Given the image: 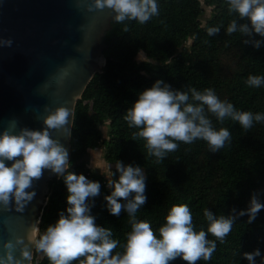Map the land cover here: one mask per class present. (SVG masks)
Instances as JSON below:
<instances>
[{
  "label": "trees",
  "instance_id": "trees-1",
  "mask_svg": "<svg viewBox=\"0 0 264 264\" xmlns=\"http://www.w3.org/2000/svg\"><path fill=\"white\" fill-rule=\"evenodd\" d=\"M159 13L145 24L125 21L111 24L105 34L103 51L105 66L95 74L77 101L71 131V167L69 171L83 174L101 184L100 195L94 198L91 214L96 224L110 227L113 239L126 243L131 231L129 217L122 212L111 215L104 197L110 195L108 180L93 175L87 168L89 151L104 149L105 162L115 165L140 166L146 176V203L136 213L158 236V229L173 205L187 204L193 215L194 230L207 231L204 211L230 215L232 209L245 210L255 195L264 204V123L254 122L245 131L238 122L226 119L223 123L210 116L216 130L227 128L231 142L219 152L209 151L203 140L191 144L178 143L163 162L149 156L145 141L132 140L138 129L130 128L124 120L125 111L138 99V93L163 80L176 90L211 88L222 101L232 103L238 111L264 114V85L250 87L249 75L264 76V38L259 49L244 44L239 33L228 35L226 30L235 15L228 13L225 0H157ZM203 5L211 7L210 18L202 25ZM127 27V32L124 31ZM218 27L217 35L209 36L208 29ZM188 40L187 50L179 51ZM143 53L146 60L137 62ZM106 126L104 135L101 127ZM112 179H118L116 169ZM111 178V176H110ZM47 203L38 224V238L46 227L54 224L60 212L67 208L66 186L55 177L50 184ZM123 203V201H121ZM248 216H239L232 231L217 247L211 260L197 264H248L243 253L259 249L264 256V209L252 223ZM208 239L215 240L211 234ZM118 245L114 252H122ZM34 251L32 264H49L46 257L37 259ZM79 264V261H73ZM170 264H187L180 258ZM260 264V257H256Z\"/></svg>",
  "mask_w": 264,
  "mask_h": 264
},
{
  "label": "clouds",
  "instance_id": "clouds-1",
  "mask_svg": "<svg viewBox=\"0 0 264 264\" xmlns=\"http://www.w3.org/2000/svg\"><path fill=\"white\" fill-rule=\"evenodd\" d=\"M225 4L228 13L236 17L228 24L227 34L248 37L242 42L259 49L262 41L251 37L256 34L264 38V0H225ZM105 8L111 10L112 19L117 23L137 21L145 24L159 13L157 0H91L88 10ZM127 30L125 27L124 31ZM219 31L218 27L209 28L208 35H217ZM12 43L10 38L0 39L2 46L11 47ZM246 84L261 87L264 76L249 75ZM137 95L138 99L125 111L124 120L130 128L138 129L132 140L142 138L148 155L155 157L158 163L178 149L177 142L191 144L203 140L213 153L224 148L226 142L230 143V131L227 128L216 130L210 116L221 123L231 119L245 131L251 129L254 122L264 123V114L238 111L232 103L222 101L211 88L176 90L163 80H157ZM70 114L74 120L72 110L60 106L43 118L41 130L20 128L12 132L5 128L0 132V208L14 206L16 211L22 212L36 195L29 189L33 188L34 181L42 178L45 170L62 178L66 186V214L60 212L57 221L32 241L35 250L46 257L49 264H73V261L79 264H170L177 258L187 264L209 261L216 250V241H224L239 216L247 215L250 224L264 209L255 195L248 208L238 213L232 209L233 214L217 215L206 209L203 215L208 222L207 231H196L189 206L173 205L157 236L148 221L136 218V213L147 201L144 170L116 160L119 176L112 179L115 173L110 171L107 186L112 190L104 199L111 215L119 217L125 212L129 217L131 231L126 243L120 245L113 239L112 228L98 226L96 217L91 214L101 184L69 171V153L51 135L53 130L67 129ZM9 124L11 128L17 127L14 121ZM6 162H11L10 166ZM209 234L215 240L208 239ZM18 245L20 254L16 257L14 252ZM118 245L123 248L122 252H114ZM3 248L0 264H31L32 251L22 238L4 242ZM256 257L264 264L259 249L243 253L248 264H256Z\"/></svg>",
  "mask_w": 264,
  "mask_h": 264
},
{
  "label": "water",
  "instance_id": "water-1",
  "mask_svg": "<svg viewBox=\"0 0 264 264\" xmlns=\"http://www.w3.org/2000/svg\"><path fill=\"white\" fill-rule=\"evenodd\" d=\"M90 4L91 0H0V39L13 41L11 47L0 45V132L5 128L41 130L43 118L60 106L74 115L94 75L103 72L105 34L114 21L111 10L89 11ZM13 121L15 128L9 124ZM73 121L70 114L67 129L51 132L67 149L69 160ZM55 177L45 170L33 182L29 191L36 195L22 212L14 206L0 208V256L4 242L19 237L29 245L33 260L32 241L38 236L39 219Z\"/></svg>",
  "mask_w": 264,
  "mask_h": 264
},
{
  "label": "rangeland",
  "instance_id": "rangeland-1",
  "mask_svg": "<svg viewBox=\"0 0 264 264\" xmlns=\"http://www.w3.org/2000/svg\"><path fill=\"white\" fill-rule=\"evenodd\" d=\"M211 12H212L211 7H207L203 5V13L200 17V22L202 25L210 18ZM190 42L191 40H188L187 42H185L183 45V48L181 47L179 51L187 50L190 45ZM136 60L137 62H142L146 60V58L143 53H139L136 57ZM101 129L104 135H106V132H107L106 126H102ZM103 155H104V149L101 147V148H97L92 151H89L85 159L87 161V168H89L90 172L93 175L101 176L105 180H108V178H110V171L115 169V165L105 162ZM109 165H111L110 170H109ZM36 239H38V236L36 237ZM41 258H43L42 254H38L37 259H41Z\"/></svg>",
  "mask_w": 264,
  "mask_h": 264
}]
</instances>
